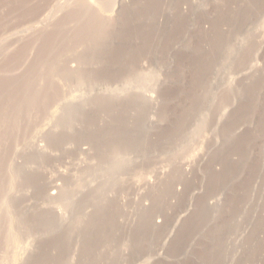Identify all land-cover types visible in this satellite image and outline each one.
Returning a JSON list of instances; mask_svg holds the SVG:
<instances>
[{
	"label": "rangeland",
	"instance_id": "1",
	"mask_svg": "<svg viewBox=\"0 0 264 264\" xmlns=\"http://www.w3.org/2000/svg\"><path fill=\"white\" fill-rule=\"evenodd\" d=\"M0 264H264V0H0Z\"/></svg>",
	"mask_w": 264,
	"mask_h": 264
},
{
	"label": "bare ground",
	"instance_id": "2",
	"mask_svg": "<svg viewBox=\"0 0 264 264\" xmlns=\"http://www.w3.org/2000/svg\"><path fill=\"white\" fill-rule=\"evenodd\" d=\"M150 97V96H149ZM152 99V98H151ZM49 189H50V193L51 194H53V193H55L56 192V189H57V187H56V185H53V186H49Z\"/></svg>",
	"mask_w": 264,
	"mask_h": 264
}]
</instances>
